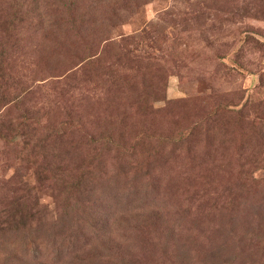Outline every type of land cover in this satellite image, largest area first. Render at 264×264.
Listing matches in <instances>:
<instances>
[{"label":"rangeland","instance_id":"1","mask_svg":"<svg viewBox=\"0 0 264 264\" xmlns=\"http://www.w3.org/2000/svg\"><path fill=\"white\" fill-rule=\"evenodd\" d=\"M0 264H264V0H0Z\"/></svg>","mask_w":264,"mask_h":264}]
</instances>
